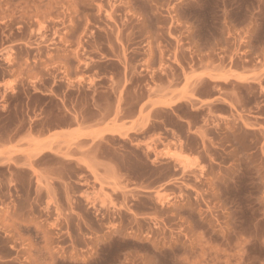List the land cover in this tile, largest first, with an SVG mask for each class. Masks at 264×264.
Instances as JSON below:
<instances>
[{
	"label": "rangeland",
	"instance_id": "374dc122",
	"mask_svg": "<svg viewBox=\"0 0 264 264\" xmlns=\"http://www.w3.org/2000/svg\"><path fill=\"white\" fill-rule=\"evenodd\" d=\"M1 82L0 264H264V138L216 125L264 116V0H0ZM139 105L133 134L39 139Z\"/></svg>",
	"mask_w": 264,
	"mask_h": 264
},
{
	"label": "crops",
	"instance_id": "0c3cea01",
	"mask_svg": "<svg viewBox=\"0 0 264 264\" xmlns=\"http://www.w3.org/2000/svg\"><path fill=\"white\" fill-rule=\"evenodd\" d=\"M6 83L1 82L0 83V112L4 114L6 111V106L4 104V101L2 99V96L7 93V90L5 89ZM182 86V85H181ZM44 96V94H42ZM224 95L220 92H217L215 97L210 100H206V102H212L214 100H224ZM185 99V98H184ZM151 100L153 101V110L152 112H166L171 111L172 107L177 103L176 97L171 92L163 93V89H155L154 92L151 95ZM170 102V103H168ZM220 102L218 103L226 109V114L221 115V118L216 119V125L218 126L220 123H224L225 120L231 121V120H238L239 116L241 118V122H247L250 126L245 129L247 132H258L260 135L264 138V116L261 114H256L255 111H250L248 114H242L236 110L232 109L229 101ZM168 103V104H167ZM142 106V105H141ZM140 105L137 108V112L134 117L131 119H122V118H113L112 116L108 118H98V119H92V120H84L83 118L79 117L78 111H70L68 112L69 117H71V121L63 127H59L58 129L51 131V132H45L42 136H40V140H46L52 135H59L62 138H74L75 139V145L89 143V141L95 139L96 135L102 134L105 135H123V134H133L137 131H140L145 128L147 125L146 117L148 108L144 107L141 110V113L138 114V111L140 109ZM146 114V115H145ZM42 109L40 111V120H42ZM153 122L165 124L164 119L158 117L152 119ZM177 124H182L185 127L189 128V131L187 133V136H192V134H202L205 130L202 129V125L200 127H194L190 128V125L188 121L177 119ZM31 132L23 133L22 135H19V138H28L31 137ZM179 137V136H178ZM201 139V137H199ZM12 143H15V140L12 142H9L7 144L0 143V148L2 147H8L11 146ZM261 148V147H260ZM182 152L187 154V151L182 149ZM71 153L74 158L75 155H77V152L75 153V150ZM189 154V153H188ZM190 155H192L190 153ZM10 248V245H8ZM8 262V261H5ZM3 262V263H5Z\"/></svg>",
	"mask_w": 264,
	"mask_h": 264
},
{
	"label": "bare ground",
	"instance_id": "6f19581e",
	"mask_svg": "<svg viewBox=\"0 0 264 264\" xmlns=\"http://www.w3.org/2000/svg\"><path fill=\"white\" fill-rule=\"evenodd\" d=\"M170 154H171V153H170ZM170 154H168V155H169L170 157H172V158H178V159L181 158L180 155L177 156V155H174V154H171V155H170Z\"/></svg>",
	"mask_w": 264,
	"mask_h": 264
}]
</instances>
